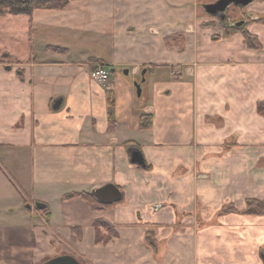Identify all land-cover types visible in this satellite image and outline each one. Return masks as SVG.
Instances as JSON below:
<instances>
[{"label": "crops", "instance_id": "crops-1", "mask_svg": "<svg viewBox=\"0 0 264 264\" xmlns=\"http://www.w3.org/2000/svg\"><path fill=\"white\" fill-rule=\"evenodd\" d=\"M195 1L185 28L148 27L150 53H118L112 38L109 52L86 60L33 55L17 80L0 71V264L62 255L80 264H264V214L242 212L246 199L264 200V0L248 5L254 18L244 26L258 49L241 31L213 38ZM175 32L181 49L167 48ZM93 61L114 69L106 82L91 77ZM142 113L150 128L139 127ZM133 149L144 166L130 161ZM107 184L121 199L102 209L66 197ZM227 204L237 212L220 211ZM98 220L115 236L100 227L107 240L97 242Z\"/></svg>", "mask_w": 264, "mask_h": 264}, {"label": "rangeland", "instance_id": "rangeland-1", "mask_svg": "<svg viewBox=\"0 0 264 264\" xmlns=\"http://www.w3.org/2000/svg\"><path fill=\"white\" fill-rule=\"evenodd\" d=\"M187 1L189 0H71L62 9L35 10L31 16L0 15V71L8 73L6 74L8 78L11 76L17 80V65L20 61H28L33 55L63 54L72 60H86L85 57L89 54L109 52L106 44L112 38L118 53L124 46L131 47L136 53L142 49V54L150 53L151 47L145 46L143 42L145 36L150 37L148 27L151 26L150 29L153 31L152 24L160 26L167 34L173 27L185 28L187 23L183 19L185 17L192 19L193 16L192 3ZM215 1H195L198 18L203 20L201 25L212 29L213 38L225 35L228 29L245 30V23L254 18L248 5L245 7L230 5L225 10L223 18L220 14L211 15L206 12L204 6ZM183 2L185 3L182 5ZM68 17L76 18L77 24H74L75 21L70 22L69 26L63 24L62 20ZM261 19L264 18H259ZM237 23L241 25L237 26ZM129 27H135L136 31L132 33ZM172 34L167 36L171 38H165L167 48L173 45H177L179 49L184 47L182 32ZM191 45L192 39L189 43V46ZM62 48H66V51H57ZM189 50L191 51L190 48ZM171 54L172 59H169V62L173 63L177 54L174 52ZM95 64L96 62H91L92 68ZM144 67L147 65L142 69ZM127 76L131 78V75ZM148 77L145 76V82ZM141 78V75L137 76L135 81L139 82ZM0 109H3L1 105ZM1 132L0 128V136L7 137Z\"/></svg>", "mask_w": 264, "mask_h": 264}, {"label": "trees", "instance_id": "trees-1", "mask_svg": "<svg viewBox=\"0 0 264 264\" xmlns=\"http://www.w3.org/2000/svg\"><path fill=\"white\" fill-rule=\"evenodd\" d=\"M71 0H0V15L11 14V15H22L31 16L35 10H59L69 4ZM260 22L264 23V19ZM239 31V28L228 29L225 31V35H231ZM244 36L245 43L249 48H260V44L255 36L249 34L245 30H240ZM168 39L171 37H167ZM98 63V62H97ZM105 66V65H103ZM108 105V118L109 122H114V101L112 95L107 96ZM259 110H262L263 104L258 105ZM152 124V116L149 113H142L140 115L139 127L142 129L150 128ZM66 197H79L83 199L93 209H102L108 205L98 202L90 193L79 192L71 193ZM222 212H237V209L232 204L223 205L221 207ZM246 214H264V200L257 199H246L245 209L242 211ZM96 228L95 240L97 242H105L107 238L98 231L100 227H103L107 232L108 236H115L116 232L113 227L106 221L98 220L94 223ZM147 244L151 247H155V241L148 233L146 234Z\"/></svg>", "mask_w": 264, "mask_h": 264}, {"label": "water", "instance_id": "water-1", "mask_svg": "<svg viewBox=\"0 0 264 264\" xmlns=\"http://www.w3.org/2000/svg\"><path fill=\"white\" fill-rule=\"evenodd\" d=\"M253 0H216L214 3L212 4H207L204 6L205 10L207 13L211 14V15H221V18L224 17V12L225 10L230 6H238V7H245L247 5H249ZM241 23H237V26H240ZM114 69H110V71H113ZM147 69L143 68L141 71V80L139 82L135 81L134 82V86L136 89V93L137 96H141L142 94V85L145 82V73H146ZM123 73L125 75L128 74V70L124 69ZM59 105V103H55L53 108H57ZM130 161L133 164H138L141 166H144V158L142 153L137 150V149H133L130 152ZM98 202L102 203V204H112L115 202H118L121 199V193L119 191V189L112 185V184H107L104 185L103 187H100L98 189H95L93 191H91L90 193ZM37 207L42 208L41 204H37ZM42 264H80L79 261H77V259H75L74 257L70 256V255H62V256H58L52 259H49L45 262H43Z\"/></svg>", "mask_w": 264, "mask_h": 264}, {"label": "built area", "instance_id": "built-area-1", "mask_svg": "<svg viewBox=\"0 0 264 264\" xmlns=\"http://www.w3.org/2000/svg\"><path fill=\"white\" fill-rule=\"evenodd\" d=\"M91 77L97 82L104 83L109 79L110 71L103 64L96 63L91 69Z\"/></svg>", "mask_w": 264, "mask_h": 264}]
</instances>
